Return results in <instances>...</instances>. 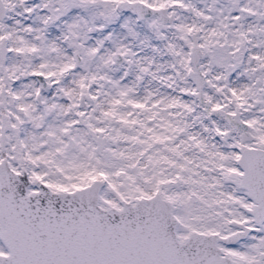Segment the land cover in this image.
<instances>
[{
	"label": "snow or ice",
	"instance_id": "snow-or-ice-1",
	"mask_svg": "<svg viewBox=\"0 0 264 264\" xmlns=\"http://www.w3.org/2000/svg\"><path fill=\"white\" fill-rule=\"evenodd\" d=\"M0 264H264V0H0Z\"/></svg>",
	"mask_w": 264,
	"mask_h": 264
}]
</instances>
